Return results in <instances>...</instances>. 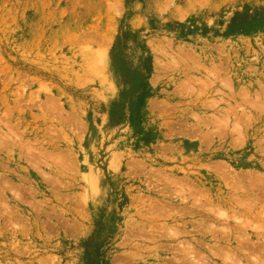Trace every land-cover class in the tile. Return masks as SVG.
I'll return each mask as SVG.
<instances>
[{"label":"rangeland","instance_id":"obj_1","mask_svg":"<svg viewBox=\"0 0 264 264\" xmlns=\"http://www.w3.org/2000/svg\"><path fill=\"white\" fill-rule=\"evenodd\" d=\"M264 264V0H0V264Z\"/></svg>","mask_w":264,"mask_h":264},{"label":"trees","instance_id":"obj_2","mask_svg":"<svg viewBox=\"0 0 264 264\" xmlns=\"http://www.w3.org/2000/svg\"><path fill=\"white\" fill-rule=\"evenodd\" d=\"M86 255L87 258L85 260V264H107L98 249H94L92 252H87Z\"/></svg>","mask_w":264,"mask_h":264}]
</instances>
